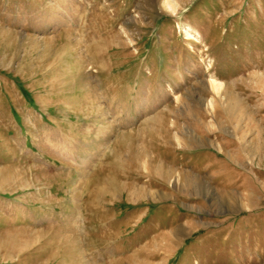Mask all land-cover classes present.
<instances>
[{"label": "rangeland", "instance_id": "obj_1", "mask_svg": "<svg viewBox=\"0 0 264 264\" xmlns=\"http://www.w3.org/2000/svg\"><path fill=\"white\" fill-rule=\"evenodd\" d=\"M0 264H264V0H0Z\"/></svg>", "mask_w": 264, "mask_h": 264}, {"label": "bare ground", "instance_id": "obj_2", "mask_svg": "<svg viewBox=\"0 0 264 264\" xmlns=\"http://www.w3.org/2000/svg\"><path fill=\"white\" fill-rule=\"evenodd\" d=\"M232 106V105H231ZM230 109V108H229ZM232 109H233V107H232ZM164 176H165V178L168 176V175H165L164 174ZM169 177V176H168ZM164 178V179H165ZM181 186H182V189L183 190H185V189H187V190H190V191H194L195 189V183H197L198 181L196 180V178L194 177V178H191V177H187L186 178V180H184V179H182L181 178Z\"/></svg>", "mask_w": 264, "mask_h": 264}]
</instances>
